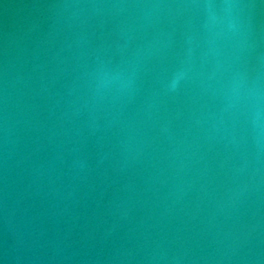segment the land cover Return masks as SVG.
<instances>
[{
  "label": "water",
  "instance_id": "obj_1",
  "mask_svg": "<svg viewBox=\"0 0 264 264\" xmlns=\"http://www.w3.org/2000/svg\"><path fill=\"white\" fill-rule=\"evenodd\" d=\"M0 264H264V0H0Z\"/></svg>",
  "mask_w": 264,
  "mask_h": 264
}]
</instances>
